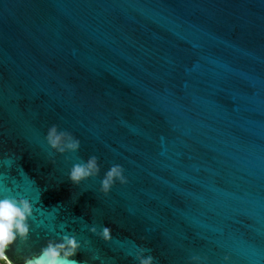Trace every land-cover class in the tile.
<instances>
[{"label": "water", "instance_id": "obj_1", "mask_svg": "<svg viewBox=\"0 0 264 264\" xmlns=\"http://www.w3.org/2000/svg\"><path fill=\"white\" fill-rule=\"evenodd\" d=\"M7 264H264V0H0Z\"/></svg>", "mask_w": 264, "mask_h": 264}, {"label": "rangeland", "instance_id": "obj_2", "mask_svg": "<svg viewBox=\"0 0 264 264\" xmlns=\"http://www.w3.org/2000/svg\"><path fill=\"white\" fill-rule=\"evenodd\" d=\"M0 264H7V263H6V262L3 263V262L0 260Z\"/></svg>", "mask_w": 264, "mask_h": 264}, {"label": "trees", "instance_id": "obj_3", "mask_svg": "<svg viewBox=\"0 0 264 264\" xmlns=\"http://www.w3.org/2000/svg\"><path fill=\"white\" fill-rule=\"evenodd\" d=\"M0 260L4 263L5 261H4V259H2L1 257H0Z\"/></svg>", "mask_w": 264, "mask_h": 264}, {"label": "flooded vegetation", "instance_id": "obj_4", "mask_svg": "<svg viewBox=\"0 0 264 264\" xmlns=\"http://www.w3.org/2000/svg\"><path fill=\"white\" fill-rule=\"evenodd\" d=\"M1 257V256H0ZM5 261V260H4ZM6 262V261H5Z\"/></svg>", "mask_w": 264, "mask_h": 264}]
</instances>
